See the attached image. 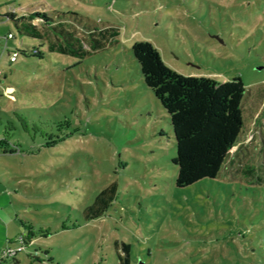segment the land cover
<instances>
[{"label": "rangeland", "instance_id": "1", "mask_svg": "<svg viewBox=\"0 0 264 264\" xmlns=\"http://www.w3.org/2000/svg\"><path fill=\"white\" fill-rule=\"evenodd\" d=\"M23 8L51 18L33 19L45 36L5 19ZM8 31L17 57L0 40V131L21 151L0 150V259L31 222L49 233L16 252L20 264H125L123 243L127 264L200 252L264 264V0H0V36ZM135 41L181 75L240 77L244 137L216 177L175 186L169 116L142 81Z\"/></svg>", "mask_w": 264, "mask_h": 264}, {"label": "trees", "instance_id": "2", "mask_svg": "<svg viewBox=\"0 0 264 264\" xmlns=\"http://www.w3.org/2000/svg\"><path fill=\"white\" fill-rule=\"evenodd\" d=\"M19 12L11 11L4 15L5 19L11 20L22 35L39 38L45 36L33 22L36 18L40 21V27L49 26L51 18L44 11L30 14ZM105 29L104 34L102 33L104 37ZM108 35L113 38L117 34L108 32ZM95 42L99 47L102 45L99 40ZM31 52V56H41L37 48H32ZM131 52L138 64L143 83L153 92L169 116L175 141V154L172 158L177 169L175 186L184 188L205 178L216 177L232 148L237 147L238 141L241 142L244 137L241 131L244 126L241 102L245 89L240 77L220 83L212 77L181 75L161 60L157 49L149 41L133 42ZM6 80V74L0 72V84ZM25 132L32 138L28 130ZM6 134L5 130L0 131V150L4 153L8 148L15 147L17 151H21L18 143H9L10 138ZM68 137V133L55 138L41 136V145L51 147ZM16 150H9V153H15ZM92 208L89 210L93 213ZM20 225L27 231V239L22 240L26 246L32 243V239L49 233L36 228L31 222ZM129 248V244L121 245L125 254L122 262L125 264L130 256ZM203 254L204 252H200L197 255L199 259L184 263L224 264ZM118 256L120 258L119 254ZM0 264H20V261L13 255L0 259Z\"/></svg>", "mask_w": 264, "mask_h": 264}, {"label": "built area", "instance_id": "3", "mask_svg": "<svg viewBox=\"0 0 264 264\" xmlns=\"http://www.w3.org/2000/svg\"><path fill=\"white\" fill-rule=\"evenodd\" d=\"M12 12L14 11V9L11 10ZM13 37V34L8 32L7 34L0 36V40L2 41V52L7 51V40L11 39ZM8 53V52H7ZM9 56V61L13 62L16 60L17 57V52L16 51H11L10 53H8ZM26 245H24L23 241L21 242V245L19 247H17L15 250L8 248L7 250L3 251L4 256L6 257V259L10 256H13L16 254V252L20 251L21 249H23Z\"/></svg>", "mask_w": 264, "mask_h": 264}, {"label": "crops", "instance_id": "4", "mask_svg": "<svg viewBox=\"0 0 264 264\" xmlns=\"http://www.w3.org/2000/svg\"><path fill=\"white\" fill-rule=\"evenodd\" d=\"M14 10H15V9H14ZM23 10H24V8L21 9L20 12L22 11L24 14H26ZM15 11H17V9H16ZM8 32H10V31H8ZM8 32H7V33H8ZM7 33H6V34H7ZM10 33H11V32H10ZM12 38H13V37H12ZM12 38H11V39H12ZM9 40H10V39H9ZM9 40H7V43H8ZM7 43H6V44H7ZM7 51H8V53H9L8 46H7ZM7 51H4V52L7 53Z\"/></svg>", "mask_w": 264, "mask_h": 264}, {"label": "water", "instance_id": "5", "mask_svg": "<svg viewBox=\"0 0 264 264\" xmlns=\"http://www.w3.org/2000/svg\"><path fill=\"white\" fill-rule=\"evenodd\" d=\"M141 264V263H140Z\"/></svg>", "mask_w": 264, "mask_h": 264}]
</instances>
